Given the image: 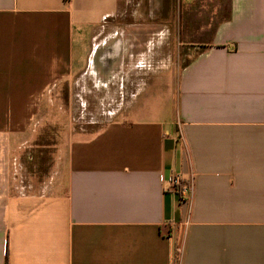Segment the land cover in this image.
Instances as JSON below:
<instances>
[{"label":"crops","instance_id":"crops-1","mask_svg":"<svg viewBox=\"0 0 264 264\" xmlns=\"http://www.w3.org/2000/svg\"><path fill=\"white\" fill-rule=\"evenodd\" d=\"M199 2L176 75L154 0H0V264H264V0Z\"/></svg>","mask_w":264,"mask_h":264},{"label":"rangeland","instance_id":"rangeland-1","mask_svg":"<svg viewBox=\"0 0 264 264\" xmlns=\"http://www.w3.org/2000/svg\"><path fill=\"white\" fill-rule=\"evenodd\" d=\"M142 4L140 3V6L138 5V8L140 7L141 10H143L142 6H148L147 3L146 4L142 3ZM213 4L209 3V2L208 3H204V2L200 3L199 0H194L192 2H189V0H188L186 5L185 4H184L185 6L183 5L184 7H186V9L188 11L195 9L199 5L205 6L204 8H201V10L204 11L202 13L203 18H199V19H195V18L189 19L188 18L187 20L183 19L182 26L180 27V25L178 24V15H179L178 7H180L178 0H176V2L174 4H172L173 10H175L174 14L176 16V19H171V18L168 19V17L163 18L161 12H159V10H160L159 9V3L157 2V0H154L153 10L155 13V18H154L153 25H150V26L154 28V34H155L156 40L159 38L160 42L163 40L164 37L168 38L170 33H171V41H172L171 42V59L174 63L171 68H172V70H174L173 73H175L176 75H177L178 71L181 70L182 67L185 66L190 61V57H191L192 50H193L192 46L197 47L199 45V44H197V41L201 37L195 35V32H194L195 29L198 28V26H200L202 24H206V25L208 24V26H210V25L212 26L213 23L216 21V19L206 18V15L209 16L211 10H213V7H214ZM219 6L222 7L221 3L219 4ZM146 8L147 7H145L144 9H146ZM149 10H152V4H150V3H149ZM203 39H207V38H205V36H204ZM166 47H167V45H166ZM158 48H157L158 49L157 51H158V53H160V55L162 57L163 45L160 44L158 46ZM166 70H168V67H164V66H156L155 67V71L157 74L162 75L166 72ZM156 86L157 85L154 84L156 93L158 92L161 94L163 92L162 89L159 90L158 87H156ZM65 105H66V100L63 98L60 100V107L64 108ZM59 111H60L59 121H58L59 131L54 130V132H56V134H59V132L61 131L60 129H62L65 126V124L67 123V121L65 119L67 115L64 114L61 110H59ZM86 119H85V121H87ZM91 120L95 121L94 122L95 124L91 125L90 123L89 124L87 123V125L84 124L83 127H85V128L87 126L96 127L98 125V123L96 122V121H99V118H97V115L93 116V118ZM79 123H77V124H79ZM47 124H48V122H47ZM45 126L43 127V135L44 136L50 133V132L44 131L46 128ZM41 136L40 135L38 136V152L41 149L40 146L43 143V141H42L43 138ZM48 152H50V149L48 150ZM32 154L34 155L33 151L31 152V155ZM46 161H47V159H44V158L38 159V180L42 179V177H44L46 169L49 168V165L46 166V163H47ZM21 162H22L23 166H22ZM21 162H19L18 166H16V167H18L17 170H19V169L25 170V171L32 170V173H34L35 168L32 165L33 163H29V162L25 161V159L23 157H21Z\"/></svg>","mask_w":264,"mask_h":264},{"label":"built area","instance_id":"built-area-1","mask_svg":"<svg viewBox=\"0 0 264 264\" xmlns=\"http://www.w3.org/2000/svg\"><path fill=\"white\" fill-rule=\"evenodd\" d=\"M167 184L171 192L178 194L180 198H185L191 191L190 182L184 181L179 175H172L167 179Z\"/></svg>","mask_w":264,"mask_h":264}]
</instances>
